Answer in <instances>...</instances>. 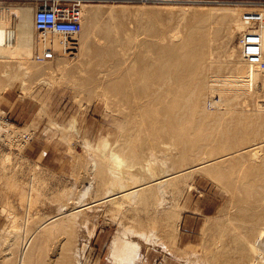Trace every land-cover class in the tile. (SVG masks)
Wrapping results in <instances>:
<instances>
[{"label":"rangeland","instance_id":"rangeland-1","mask_svg":"<svg viewBox=\"0 0 264 264\" xmlns=\"http://www.w3.org/2000/svg\"><path fill=\"white\" fill-rule=\"evenodd\" d=\"M151 1L145 5L138 2L131 4L126 0H92L84 3L103 10V16L98 20L97 26L92 27L84 19L83 31H88L89 42L93 46V51L89 55H83L81 52L67 53L69 55L54 52L51 58L37 59L35 57L37 33L34 30L32 57L27 58V54L19 51L10 56H0V252L6 249L5 252L11 254L10 262L7 264L18 263L20 245L29 238L32 232L30 230L45 222L50 223L51 219L56 223L70 214V211L76 212L81 209L83 211L79 212L77 218L75 217L76 220H72L64 233L55 235L54 241L58 240L62 245L69 242L70 254L77 252L84 264H112L109 262L112 241L120 225L134 231L145 230L149 239H152L150 241L147 237L148 240L144 241L135 238L134 235L128 236L141 244L140 261L135 264H252L254 256L251 257L249 253L243 252L240 235L247 233L255 242L260 231L264 229V190H262L264 176L260 175L264 174L262 167L264 166L262 164L264 163V113L257 107L258 104H263L260 102L263 100V93L246 98V102L234 101L231 103V109L225 110L222 117L220 112L209 103L206 105V115L210 114L211 117L202 116L191 107L188 110L184 106L183 108L187 109L180 110L185 114L187 110L189 112L187 115L182 114L186 116L184 121L187 126L194 128L197 123L195 128L200 129L199 134L206 135L204 138H207L205 143L203 142L204 146L208 147L207 150L203 149L201 158L200 154L198 155L199 160L195 156V149L190 151L189 155L192 159L188 161L189 164H198L200 159L204 158L202 153H206L203 155L206 160H211L242 150L241 153L246 156L245 160L238 158L236 162L235 158L233 166L228 167L225 165L232 162L221 165L219 163L217 164L219 171L221 170L219 173L211 171L209 167L192 172L189 176L178 179L177 183H168L170 186L166 184L164 194L158 192L159 196L162 195L164 198L162 205H158L157 201L160 200L158 195V198L152 197L146 204H137L127 198H118V205L114 202H106L107 199L104 200L108 189L112 191V197L119 190L117 186L106 185L109 174H101L102 162L109 164L110 160L107 161L106 157L110 152L115 150L114 153L118 154L119 149H125L127 144L124 145V140L127 139L125 136H128L127 129L121 122L124 121L125 114V110L122 109L124 105L120 104L121 97L115 99L116 95L111 92L112 81L116 76L110 57L115 46L111 43L116 42L117 52L125 54L127 59L123 65L125 67L122 66L118 75L126 68H134L135 70H132L134 73L132 79H134L140 70L138 64L140 56H154L157 50L176 47L182 44L185 38L187 39L194 26H197L195 13H206L211 9L220 11L240 9L239 11L248 12L251 11L250 5H242V3L264 2V0ZM10 2L4 3L7 6L28 7L34 13L31 3L20 1L16 4L18 2L13 1L11 4ZM236 3L241 5L236 6ZM112 8L113 16L110 14ZM9 21L11 26L14 21ZM213 30L199 34V37L211 40L212 45L215 44L217 52L214 67L208 72L202 67L206 65V58L210 52L207 53L206 50L196 70L188 68L190 72L188 74L191 76H188L189 80H185L188 91L179 96L181 105L186 104L188 94L190 95V92L192 93L197 87V93H200L202 100H204L203 95H207L208 101L210 99L217 101L218 98L212 96L210 91L203 87V78L207 73L220 79L236 73L235 65L228 63V55L236 51L237 60H240L239 40L242 32L230 39L225 31L227 23L213 25ZM174 34L179 38L172 41ZM51 37L54 36L51 35L49 38ZM75 40L81 42L83 37L80 34ZM100 50L104 53L103 59L95 56ZM28 66L29 70H26ZM197 80L201 82L198 83ZM228 80L219 81L228 84ZM198 120L201 123H198ZM218 123L224 134L223 139L218 126V130L214 127ZM121 125L123 129H120ZM213 127L216 130L212 133ZM237 133L241 135L237 137ZM215 135L218 138H215ZM246 136H249L248 139H245ZM252 139H255L254 142ZM212 140L217 142L213 143ZM104 141L108 144L106 150L102 146L106 143ZM230 142L234 144L232 148ZM259 143L262 145L255 146ZM174 145L173 147L177 148ZM169 148L162 147V150L171 153ZM255 148L259 150L256 151ZM156 149L155 154L160 148ZM248 149H254L255 153H260V150L262 152L257 154L259 158L253 159V150ZM226 150L228 153L225 152ZM119 154L126 155L123 150ZM157 155L159 159L151 162L154 167H149L156 172L152 176L162 178V175L171 172L164 174L170 168L172 172L175 171L171 167L172 159H169L166 165L164 163L166 160L161 162L160 155ZM103 158L105 161L102 160ZM174 159L178 160L175 157ZM240 162L244 166L242 163L240 165ZM160 163L162 165L164 163V167L167 166L169 170L161 172L164 167H161ZM124 164L129 165V163ZM145 164L147 165V158L142 159L141 167L136 165L137 169L135 167H130L132 170L126 169V165H122V171L118 170V173L128 175L127 173L132 171L130 174L134 177H141L140 181L135 178L139 181H135L137 183L130 182V179L126 181L123 177L124 183L130 185L129 187L139 185L141 181L146 183L153 179L148 177L150 176V172H147L148 168L142 169ZM257 164H259L258 170L262 171L259 175H254L251 170ZM158 172L160 175L157 174ZM88 187L92 189H89L88 195L83 198V193ZM80 200L81 203H78ZM63 207L65 210L61 211ZM257 216L262 217L261 221L256 223L253 218ZM221 230L225 232L220 238ZM21 237L24 239L23 242ZM16 238H18L17 243L14 242L9 252L8 245L5 244L4 248L2 242L9 243ZM238 240L241 242L239 243ZM250 258L251 262L248 260Z\"/></svg>","mask_w":264,"mask_h":264},{"label":"bare ground","instance_id":"bare-ground-1","mask_svg":"<svg viewBox=\"0 0 264 264\" xmlns=\"http://www.w3.org/2000/svg\"><path fill=\"white\" fill-rule=\"evenodd\" d=\"M17 1H15V2H17ZM4 2L7 3L8 1L0 0V56H2V57L10 56L14 53H18V51H19V52H24L25 54H27L26 57L30 58V57H32V46L34 45V42H35L34 37H33L34 30L37 33V30L35 28V21H34V15L36 12L35 3L34 2H28V3H31L33 5V8H34V13H33V10L31 8L24 7V6L23 7H17L18 5L16 7H13L11 5L7 6L6 3H4ZM10 3L12 4V2H10ZM214 3H218V2H214ZM251 3H254V2H251ZM245 4H247V2L242 3V5H245ZM235 5L238 6L241 4L236 3ZM248 5H250L249 8H251L250 9L251 11H248V12L239 11L240 9L239 10L238 9L232 10V11H225V10L220 11V10H216V9H211L209 12H206V13H202V12L201 13L199 12V14L195 13V14H197L196 15L197 26H194L195 28L188 35L187 39L185 38V41L182 44H179L178 46L176 45V47L161 48V49L157 50L156 55H154V56H150V57L140 56L139 63H138V64H140L139 65L140 70L138 71V73H136L137 77L134 79H132L133 78L132 77V73H133L132 70H135L134 68H131V69L126 68L125 71H123V73L118 75V73L122 69V66L125 65V63L127 62V59H126L125 54H121V53L117 52L118 50L116 47V42L111 43L112 45L115 46V49H113L110 53V57L112 59L113 72L116 74L114 80L112 81L111 92L116 95L117 98H115V99H119L121 97L120 104L124 105V106L122 105L123 106L122 109L125 110L124 121H121V122H123V125L125 126L124 128L127 129L126 133L128 132V136H125V139L127 138L126 140H124L122 138L124 140V145L127 144L126 145L127 147L125 149L122 148L123 152H125L126 155L121 156L119 153L122 150H120V149H119L118 154L114 153L115 150L111 149V151L112 150L113 151L110 152L109 156L108 157L104 156V158L106 157L107 161H109V160L111 161V164L109 161L110 166L107 167V165H109V164H104V162L101 161L102 162V165L100 168L101 174L108 173L109 176L111 177V178H109V176H108L109 180H107L106 185L107 186L110 185L112 187L117 186L118 190H119L114 195V197H112L113 196V195H111L112 191H110V189H108L106 191L107 196L104 197V200L107 199V200H105L106 202H114L115 204L118 205V203H117L118 198H127V199H130L131 201H133L137 204H146V203H148V201L152 197L158 198V196H159L158 192L159 191L161 192L160 194H162V193L164 194V191H165L164 186L166 187V184L169 185L168 183L173 184L178 179H181L183 177L185 178V177L189 176V174L192 172L204 170V169H207L209 167H210L209 169L211 171H213V172L217 171V173H219V172H221V170L219 171V169H218L219 165H221L223 163H227V162H229V163L232 162L231 164H228V165L226 164L225 166H227V167L233 166V161H234L233 159L236 158L235 161L237 162L238 158L241 160V159H244L246 157L245 155H243V153H241L243 150L241 152L236 151L235 153H228L226 150L225 152H227L228 154H224V155L217 157V155H219V153H215V154H217L216 155L217 158H215V159L213 158L211 160H206L207 158H205V156H203L204 154L206 155V153H204V154L202 153V157H204V158L200 159V162L198 164H195V165L189 164L188 161H190L192 159V156L189 155L190 151L195 149L194 150V151H196L195 156H196L197 160H199L198 158L201 156V152L204 151L203 149L206 148L204 146L203 142L206 141L205 139H207V138H204L206 135L202 136L201 134H199L200 129H198L197 127L195 128V126L198 125L197 123L194 126V128L187 126V124L184 121L185 120L184 118L186 116L184 117V115H182V114H185V112H182V111L185 107H187L188 110H190V107H191L194 110L198 111L199 112L198 114L205 116L206 115V105L209 103L211 107H214L215 110L220 112V116L222 117V115L225 114V110L231 109V103H233L234 101H238V100L245 101V99L248 97H254L257 94L263 93V100L260 101L263 104H258L257 107L260 111H262L264 113V109H261L264 107V10L253 9L254 4H248ZM248 5H246V6H248ZM111 10L112 11H110V14H111V16H113L114 10H113V8ZM185 10L186 9H184L183 11L185 12ZM81 14H82V25L84 23V19H86L89 22V24L93 27V26H97L98 20L101 19V17L103 16V10H101L99 7H93L92 5L82 4ZM171 14H173V13H171ZM252 15H253V17L255 15L259 16V18H258L259 21H255L254 19H251V18H253ZM9 20L14 21V23L11 26H10ZM224 23H227V30H225V31H227V34L230 37V39L234 38L237 35V33L242 32L241 38L239 40V48H240V52H241V53L239 52L240 60H237L236 51H232L228 55V57H229L228 63L235 65L236 73H232V75L225 77V78L221 77L224 79V81H226V79H229L228 84L221 83L223 81L220 82L219 80H223V79L217 78V76L216 77L209 76V75H207L208 73L206 74L205 78H203V80H202L204 82L203 87L208 89L212 96L213 95L216 96V98H218L217 101H215L214 99H210L208 101L209 96H207V95H203L204 100H202V96L200 97V93H197L198 87L197 88L195 87L196 90H193V91L191 90L192 93L190 92V95L188 94V96H187L188 98H186L187 101L186 100H185L186 102L184 101L186 104L181 105L179 96H180V94H182V93L184 94L186 91H188V84L185 82V80H189V77L191 76L190 74H188V73H190V72H188V68L191 67V68L196 70L198 62L205 55L206 50H207V53L209 51L210 52L206 58V63H205L206 65L204 66L203 65L204 63L202 64L203 69H205V71H207V72L211 71L214 67L215 62H216L215 59H216V52L217 51H216L215 44L212 45V43H211L212 41L206 40L204 37L200 38L199 34L201 35V34H204L205 32H208V31H214L213 25L224 24ZM207 24H209V25L207 26ZM192 27H191V29H192ZM95 29H94V31H95ZM249 32L251 33V35H257L260 37L261 60H260L259 64H252L251 62H249L246 59V57L244 55V45L242 44V41L244 39V36ZM80 34L83 37V40L81 42H77V40H75V38L80 36ZM80 34H78V36H74L71 38H65V37H61V36L55 34V35H53L54 36L53 38L52 37L49 38L51 35H42V34L37 33L36 42H35V48H36L35 57L38 59V56L43 55L44 50H46L47 48L53 50V52L65 53V55L67 53L74 54L75 52H81L83 55L91 54L93 51L92 50L93 46L89 42L90 35H89L88 31L87 32L83 31V27H82V31ZM178 38H179V36L175 35V36H172L171 40L175 41L176 39L178 40ZM169 44H171V43H169ZM224 53H226V52H224ZM67 55H69V54H67ZM95 56L103 59L104 53L100 50V51L95 53ZM45 59H48V58H45ZM137 61H138V59H137ZM123 67H125V66H123ZM139 67H138V69H139ZM18 70H19V68H18ZM26 70H29V66ZM205 71L202 70L203 73ZM202 74H200L201 77H202ZM200 82L201 81H198V83H200ZM196 86H198V84ZM244 104H246V103H244ZM186 109H184V110H186ZM180 110H182V111H180ZM188 110L186 111L185 115H187ZM258 113H259V111H258ZM180 114L182 116H180ZM206 116L211 117L210 114L206 115ZM225 118H227V117H225ZM219 120H221V119L219 118ZM258 120H260V117ZM258 120H257V123H258ZM202 121H204V120H202ZM213 121H212V123H214ZM189 122H190V120H189ZM199 122L200 121L198 120V123ZM205 122H206V120H205ZM216 122H218V121H216ZM231 122H230V124H232ZM212 123H210V126ZM220 124H222V123H220ZM230 124L228 126H230ZM123 125H121L120 129H123L122 128ZM241 125H242V123H241ZM207 126H209V125L207 124ZM217 126H218L219 130H218ZM238 126L239 125H237V127ZM214 127H216V129L219 131V133L221 132L220 134L222 135V139H223L224 134L222 133V129L220 128L221 126L219 127V123L215 124ZM214 127H213V131L211 130L212 133L216 130ZM206 128H209V127H206ZM259 128H260V126H259ZM126 129H124V130H126ZM206 130L209 131L208 129H206ZM228 130H227V132H228ZM230 130H232V129H230ZM211 131H210V133H211ZM239 131H241V129ZM126 133H124V135ZM203 134H204V131H203ZM211 134H209V135H211ZM214 134H216V133H214ZM229 135H231V134H229ZM238 135H241V134L237 133L236 136L238 137ZM216 136L217 135H215V138H218ZM247 137H249V136H246L245 139H248ZM118 138H120V137H118ZM215 138H212V139H215ZM219 140H221L220 136H219ZM254 140H253V142H254ZM125 141H126V143H125ZM234 141L235 140H233V142ZM104 142H106V141H104ZM214 142H217V141L214 140L213 143ZM222 142H223V140H222ZM231 142H230V144H231ZM234 143H236V141ZM261 143L256 144L255 146H261L263 144V143L262 144ZM117 144L119 145V143H117ZM174 144L177 146V148L173 147ZM87 145H89V144H87ZM232 145H234V144L232 143L230 145V147ZM102 146L106 150L107 149L106 147H108L107 142L104 143ZM170 146H171V148H169ZM157 147L160 148V150H158L157 153L155 154ZM162 147L163 148H165V147L169 148L171 150V153H169V152L165 153L164 150H162ZM207 148H206V150H207ZM236 148H238V147H236ZM257 148H255V150ZM230 149H228V151ZM246 150H247V148H246ZM252 150H253V153H252L253 159H257V157L259 156V155L257 156V154H260L262 152V150H260L261 151L260 153H255V150L254 149H252ZM252 150H249V151H252ZM258 150H256V151H258ZM216 151L219 152L218 150H216ZM230 151H232V150H230ZM105 152L106 151H104V154H105ZM207 152L209 153V151H207ZM146 154H148V155H146ZM157 154L160 155L161 162H163L164 160L167 161V162L164 161L165 164L168 163L169 159H172L173 166L171 164V167H173L174 168L173 170H175V171L172 172L171 168L169 170V168L167 166L164 167L165 166L164 163H163V165L160 163L162 165L161 167H164L161 169L162 170L161 172H164L165 170H169V171L164 172V174L169 173L170 171L171 172L169 174H165V176L162 175V178L158 176V175H160L159 172L157 173L158 178H155L154 176H152L156 172H155V170L150 169V168H152L150 166H153V165H151V162H153V160L159 159L158 158L159 156ZM198 155H199V157H198ZM124 156H126L127 159ZM174 157L178 158V160H175ZM104 158L102 159L103 161H105ZM143 158H147V165L145 164V167L143 166L142 169L146 170L148 168L147 172H150V176H151V177L150 176H148V177L153 179V180H150L149 182H146V183H142V181H141V184L136 185L135 183L139 182L141 180L139 178H141V177H139V178H138V176L134 177L133 174H130V173H132V171L131 172L129 171L130 173H127L128 175H125L123 173H122L123 174L122 175V174H120L121 172L118 173V170L122 171V169H121L122 165H126V169H129L130 167L136 168V165H138V167L139 166L141 167V161ZM125 159L128 162H126ZM194 162H195V160H194ZM124 163H129V165L124 164ZM241 163L242 162H240V165H241ZM95 164H97V161H95ZM217 164H219V165H217ZM246 164H247V162H246ZM262 164H264V163H262ZM111 165H113V166H111ZM166 165H168V164H166ZM242 165L244 166L243 163H242ZM258 165L259 164L256 165L257 167L253 166L254 169L251 170V172L254 173V175H257V174L259 175L262 171V170L261 171L258 170ZM127 166H128V168H127ZM262 167H264V166H262ZM165 168H167V169H165ZM130 170H132V169L130 168ZM116 172L119 175H121L122 177H120ZM263 172H264V170H263ZM110 173H112V174H110ZM148 174L149 173H147V175ZM228 174H229V172H228ZM112 175H114V177ZM260 175L264 176L263 173ZM126 176H128V177H126ZM238 176H240V174ZM122 178L126 181H127V179L128 180L130 179V182L131 181H133V182L137 181L134 183L136 186L133 185V186L129 187L130 185H126ZM135 178H138L139 181ZM256 178H257V176H256ZM234 184L235 183H233V185ZM261 186H262V184H261ZM257 188H258V186H257ZM73 189H76V188L73 187ZM89 189H92V187H88L86 189V191L83 193V196H82L83 198H85L88 195ZM234 189H235V187H234ZM258 189H260V188H258ZM262 190H264V189H262ZM238 191H239V189H238ZM161 196H159L160 200L158 199L159 201H157L158 205H162V203L164 202V198L162 196V199H161ZM81 201L82 200H80L78 203H81ZM63 210H65L64 207H63V209H61V211H63ZM82 211H83L82 209L77 210L76 212L73 210V212L70 211V214H68V215L64 214L65 217L56 223L53 221V219H51L50 223L45 222L39 226H36L33 229L31 228L32 230H30V232L31 231L32 232H31V235L29 236V238L24 240L23 237H21L22 242H23V240H24V242L21 243L20 251H18L19 258H18L17 264H84L81 261V259L79 258V255L77 252L76 253L74 252L73 254L71 253L72 254V256H71L70 252L68 251L69 250L68 247L70 246V248H71V244H69V242L62 245V242H59L58 240L54 241L55 235L64 233L68 229L69 224L72 222V220L75 219V217L80 214L79 212H82ZM60 216H62V215L60 214ZM261 217L257 216L256 218H253V221H255L256 223L260 222ZM120 224H122V223H120ZM13 226H15V225L13 224ZM120 226L121 227L118 229V232L112 241L111 254H110L111 257H110L109 262L112 264H135L136 262L140 261L139 260V258H140L139 252L141 249V244H140V242H136V241L132 240L128 236L134 235L135 238L140 239V240L144 239V241L147 239V237H148V239L150 237L147 235V233H145L146 232L145 230L144 231H137V230L134 231V229L132 230L130 228H125V226H123V225H120ZM224 232H225L224 230H221V233H219L220 238L223 237ZM152 233H153V231H152ZM250 233L252 234V232H250ZM241 235H240V237H241V241L243 244V252H245L246 254L249 253L251 255V257H252V255L254 256V259H252L253 262H251V258L248 259V260H250L249 262H251L252 264H264V229H262L260 231V234L258 235L255 242H253V239L251 238V236L249 234L243 233V235L242 236ZM151 236H153V235H151ZM18 238H16V240H14V239L11 240L9 243H6V241H3L2 243H4V248H5V244L8 245L7 248L9 251V248H12L11 246H13L15 244L14 242L17 243ZM57 239H58V237H57ZM238 241H239V243L241 242L240 240H238ZM238 241H237V243H238ZM64 242H65V240H64ZM2 246H3V244H2ZM5 251H7V250L2 249V251L0 252V264H7L8 262H10L9 258L11 257V254H9ZM73 251L74 250H72V252Z\"/></svg>","mask_w":264,"mask_h":264},{"label":"built area","instance_id":"built-area-1","mask_svg":"<svg viewBox=\"0 0 264 264\" xmlns=\"http://www.w3.org/2000/svg\"><path fill=\"white\" fill-rule=\"evenodd\" d=\"M17 1V0H4ZM21 1V0H18ZM25 2H34L36 12L34 15L35 28L37 33L42 35H59L65 38L78 36L82 31V4L92 0H22ZM129 3L147 4L151 0H126ZM253 7L256 10H264V2L254 1ZM253 17V15H252ZM259 16L251 19L258 20ZM260 37L247 33L244 36L242 44L244 45V55L252 64H259L261 60ZM53 50H44L43 55L38 59L42 60L53 56Z\"/></svg>","mask_w":264,"mask_h":264},{"label":"crops","instance_id":"crops-1","mask_svg":"<svg viewBox=\"0 0 264 264\" xmlns=\"http://www.w3.org/2000/svg\"><path fill=\"white\" fill-rule=\"evenodd\" d=\"M18 3H16V4H19L20 3V1H17ZM13 3V2H12ZM21 3H27V2H25V1H22L21 0ZM29 4V3H28Z\"/></svg>","mask_w":264,"mask_h":264}]
</instances>
